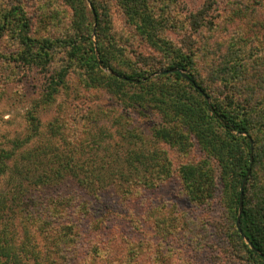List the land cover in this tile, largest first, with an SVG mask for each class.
Masks as SVG:
<instances>
[{
	"label": "trees",
	"instance_id": "16d2710c",
	"mask_svg": "<svg viewBox=\"0 0 264 264\" xmlns=\"http://www.w3.org/2000/svg\"><path fill=\"white\" fill-rule=\"evenodd\" d=\"M62 1L71 11V30L63 38L32 37L29 19L19 6L0 11V38L8 33L17 46L8 59L44 73L38 105L53 102L69 67L76 62L84 68L88 85L105 89L124 107L152 108L171 124L155 126L153 138L181 149L195 143L204 152L199 162L178 170L187 198L196 204L210 201L220 184L228 239L251 264H264V141L254 136L259 131L253 134L255 128L264 134V105L254 101H264V78L255 69L256 61L240 54L237 58L238 48L232 45L217 57L216 50L210 52L215 46L207 48L204 43L197 55V37L213 29L212 21H206L207 2L188 16L190 32L178 46L161 37L165 24L147 0H117L140 35L150 42L163 40L170 49L167 65L162 67L146 58L137 66V61L124 56L110 26L107 0ZM246 1L247 9L238 7L234 12L244 15L264 7V0ZM58 50L61 52L56 54ZM200 65L209 68L207 74ZM172 68L176 70L151 77L160 69ZM60 125L48 123L47 145L58 138ZM40 134L33 109L27 115L25 136L13 139L9 148H0V181L4 180L0 182V264H133L128 255L132 250L124 247L135 244L134 240L112 222L109 202L97 205V201L109 187L122 203L131 204L135 199L139 204L142 188L155 187L169 178L171 164L165 151L156 144L148 146L140 133L125 129L120 135L131 146L121 159L116 157L120 162L90 165L81 154L77 156L82 141L64 153L46 144L43 147L37 137ZM33 138L37 144L26 147ZM71 179L74 181H68ZM70 184L77 186L68 187ZM65 186L68 192L62 194ZM149 212L152 214V208ZM104 229L112 236L105 238ZM97 231L101 237H95Z\"/></svg>",
	"mask_w": 264,
	"mask_h": 264
},
{
	"label": "rangeland",
	"instance_id": "374dc122",
	"mask_svg": "<svg viewBox=\"0 0 264 264\" xmlns=\"http://www.w3.org/2000/svg\"><path fill=\"white\" fill-rule=\"evenodd\" d=\"M107 1L110 26L115 32L116 44L124 56L133 62L137 61V66L142 64L138 63L139 60L146 58L165 67L170 49L164 45L163 40L157 43L147 41L128 20L119 1ZM147 1L153 13L165 24L160 31L161 37L178 46H181V40L186 39L190 32L187 26L188 16L207 2L210 11L206 21H212L210 28L213 29L209 32L205 30L207 35L203 32L201 38L197 37V55L202 53L200 46L204 43L208 44L207 48L215 46L210 52L216 50V56L227 53L230 48L228 45H232V48H238L235 50V53L238 52L237 58L240 54L244 55L243 58L250 57L256 61L255 69L264 78L263 6L238 15L239 13L234 12L236 8L249 7L246 0ZM12 6H19L28 17L29 34L32 37L63 38L70 33L71 11L62 0H0V11ZM92 39L95 40L94 35ZM247 44H251L248 51L245 50ZM16 48L15 40L8 33L0 38V148H9L13 139L25 136L27 115L33 109H36L40 121L41 134L37 137L43 142V147L51 135L48 123L58 122L61 124L60 134L46 146L66 153L72 149V144H77L80 140L81 151L79 153L78 149L77 156L80 157L81 154L82 159L89 161L90 165L101 164L106 160L117 164L131 146L127 137L120 135V131L127 129L140 133L148 146L156 144L167 154L171 164L169 178L155 187L142 188L140 205L135 203V199L131 201L132 205L129 202L122 203L117 199L115 190L109 187L103 189L97 201V205L100 202H109L107 204L113 208L112 222L120 227V233L123 232V235H129L134 240L135 244L124 247L132 250L128 255L133 264H251L248 257L243 252L239 253L228 239L229 227L220 197V184L210 201L196 204L185 195L178 176L179 168L184 164H195L205 157L195 143L181 149L176 144L153 138L151 131L155 126L171 124L166 123L152 108H126L105 89L88 85L84 81V68L76 62L69 67L64 84L58 87L53 102L47 106L38 105L45 80L44 73L36 68L24 69L8 59ZM60 52L58 50L55 53ZM200 68L207 74L209 68L203 65ZM50 69L54 70L51 66ZM174 69H160L152 73L151 77L161 72L175 71ZM254 101L258 106L264 105L263 100ZM255 130L259 132L254 136L264 141L263 131L255 128L253 134L256 133ZM42 137L45 139L42 140ZM36 138L31 139L25 146L36 145ZM68 138L73 139L72 142L67 143ZM251 146L253 150V137ZM111 156L115 159L112 160ZM116 157L120 159L116 160ZM250 158L253 159L252 152ZM215 166L216 164L213 166L214 172L217 173ZM243 181L244 186L245 178ZM0 182L3 183L4 180ZM76 186L70 184L68 187ZM68 187H62L61 193H67ZM151 208L152 214L149 212ZM165 218H170V221ZM102 233L105 238L112 236L106 229ZM96 234L95 237H101L98 231Z\"/></svg>",
	"mask_w": 264,
	"mask_h": 264
},
{
	"label": "water",
	"instance_id": "95a60500",
	"mask_svg": "<svg viewBox=\"0 0 264 264\" xmlns=\"http://www.w3.org/2000/svg\"><path fill=\"white\" fill-rule=\"evenodd\" d=\"M174 70H176V68ZM242 193H243V184H242V186L240 188V199H239V212H238V216H237V227H239V217H240V213H241V210H242Z\"/></svg>",
	"mask_w": 264,
	"mask_h": 264
}]
</instances>
